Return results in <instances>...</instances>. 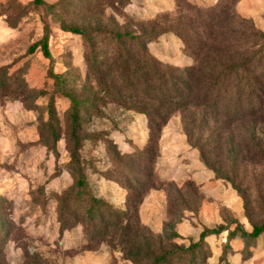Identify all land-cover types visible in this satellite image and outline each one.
<instances>
[{
    "label": "rangeland",
    "instance_id": "374dc122",
    "mask_svg": "<svg viewBox=\"0 0 264 264\" xmlns=\"http://www.w3.org/2000/svg\"><path fill=\"white\" fill-rule=\"evenodd\" d=\"M263 225L264 0H0V264H264Z\"/></svg>",
    "mask_w": 264,
    "mask_h": 264
},
{
    "label": "trees",
    "instance_id": "16d2710c",
    "mask_svg": "<svg viewBox=\"0 0 264 264\" xmlns=\"http://www.w3.org/2000/svg\"><path fill=\"white\" fill-rule=\"evenodd\" d=\"M37 4H41L42 3V0H35ZM78 33V32H77ZM214 43V42H213ZM211 43L210 44V49L209 50H214V44ZM35 47L31 49V51H34ZM44 52L46 55H49V52H48V49L47 47L45 46L44 48ZM212 61V60H210ZM192 90L191 92H193V90H199L201 89L200 88V84H204L206 86H208V88H212L214 89V86L216 85V83L218 84V78L214 75V76H211V74L209 75H204L203 71L200 69V70H195V75L194 77L192 78ZM212 89V90H213ZM215 98H217V96H215ZM195 101H198V97H195L194 98ZM172 114V110L168 109L165 113V116L168 118L170 117ZM205 233H207L206 231H204V233L201 235V238H204L205 236ZM264 233V225L261 226V227H254V230L251 234H246V236L250 237L251 239H257L260 237V235ZM212 234H215L214 232H212ZM246 237V238H248ZM162 260H158L157 263H160Z\"/></svg>",
    "mask_w": 264,
    "mask_h": 264
},
{
    "label": "crops",
    "instance_id": "0c3cea01",
    "mask_svg": "<svg viewBox=\"0 0 264 264\" xmlns=\"http://www.w3.org/2000/svg\"><path fill=\"white\" fill-rule=\"evenodd\" d=\"M241 4V3H240ZM241 13V12H240ZM244 18H245V16L243 15V14H241ZM144 203V202H143Z\"/></svg>",
    "mask_w": 264,
    "mask_h": 264
}]
</instances>
